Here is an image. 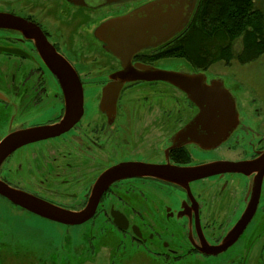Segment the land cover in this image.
Instances as JSON below:
<instances>
[{
  "label": "flooded vegetation",
  "instance_id": "obj_1",
  "mask_svg": "<svg viewBox=\"0 0 264 264\" xmlns=\"http://www.w3.org/2000/svg\"><path fill=\"white\" fill-rule=\"evenodd\" d=\"M8 1L10 5L0 3V14L11 19L9 27H0V142L9 135L76 117L62 124L55 135L16 146L0 163L2 183L77 212L88 205L103 174L118 164H205L194 161L188 149L202 146L177 141L185 126L168 134L162 147L163 128L179 119V87L169 84L174 96H170L172 105L166 106L159 83L168 81L131 77L156 69L161 59L188 62L161 54L176 48L177 38L190 26L198 0H178L186 14L195 2L189 20L180 32L157 43L149 37L141 42L130 35L124 30L128 26L124 19L148 17L146 11H158L172 0ZM59 63L69 66V77L60 74ZM176 70L203 72L186 67ZM81 95L79 115L75 114L78 102L71 100ZM239 124L238 118L229 136L241 131ZM256 135L251 152L235 161L255 159L264 150V133ZM236 176L247 181L242 201L237 203L233 201L237 189L232 186ZM256 176V172L225 171L174 181L132 173L103 189L92 217L84 223L60 224H94L96 229L88 235L99 234L108 240L104 244L111 249L109 264H250L260 240L264 252V173L260 183L255 182ZM203 180L210 181L208 186L219 184V188L197 192L193 184ZM251 201L255 212L237 240L218 254L207 253L210 246L225 242L241 218L248 216L243 217ZM228 207L234 211L231 215ZM18 208L30 212L0 193V264H50L51 258L64 257L61 246L51 252L48 246L34 243L32 235L27 241L18 239ZM116 216L118 220L122 217L125 227L118 225Z\"/></svg>",
  "mask_w": 264,
  "mask_h": 264
},
{
  "label": "water",
  "instance_id": "obj_2",
  "mask_svg": "<svg viewBox=\"0 0 264 264\" xmlns=\"http://www.w3.org/2000/svg\"><path fill=\"white\" fill-rule=\"evenodd\" d=\"M177 3L178 0H172L169 2L170 5L176 4V13L174 15L171 16L170 14H167L163 17L161 16L154 22L152 21V14H155V10L146 11L150 18L137 16L136 18L124 19L128 24V26L126 25L124 27V30H129L130 35L136 37L141 42L146 40L147 37L154 39L156 43L162 42L171 35L180 32L186 26L195 4L194 2L191 9L188 11V14H186L183 10L184 6ZM148 19L151 20L148 21ZM10 24V16L7 14H0V27H9ZM140 46H147V44H140ZM117 53H119V51H117ZM56 68L60 74L63 73L66 77L71 75L69 66L59 63ZM131 77L144 80L168 81L184 90L188 97L199 107V112L195 115L192 121L178 132L177 141L181 140L184 142L190 140L202 147L213 148L229 136L230 132L238 122L239 116L236 112L234 97L221 83L216 84L215 81L207 83L205 75L201 72L189 73L156 68L152 71H147L143 75H134ZM71 101L78 102V105L75 108V114L79 113L80 115V109L82 108L83 102L82 95L81 97L78 96L76 99L73 98ZM74 117H76V115ZM73 118L67 116L66 120H63L58 125L30 129L24 133L7 136L0 142V163L16 146L33 139L55 135L61 131L63 127L62 124L72 122ZM225 171L243 172L246 174L256 172L257 176L255 182L260 183L262 174L264 173V150L260 152L259 156L252 160L215 161L191 167H157L149 166L147 164L142 165L133 163L118 164L103 174L102 178L95 186L93 191L94 195L90 198L88 205L82 211L77 212L67 210L61 206L52 204L23 191L21 192L13 189L1 181L0 193L8 197L15 204H18L41 217L63 224L76 225L84 223L92 217L100 193L110 182L120 177L131 175L132 173H147L161 175L164 178L174 181H180L195 180ZM254 212L255 202L251 201L243 215V217L247 214L248 216L246 218H241L237 225L229 232L225 238V242L221 245L210 246L207 253L218 254L230 247L243 232ZM120 218L122 219V217ZM120 218L118 220L116 216L115 221L120 227H125L124 224L120 222Z\"/></svg>",
  "mask_w": 264,
  "mask_h": 264
},
{
  "label": "rangeland",
  "instance_id": "obj_3",
  "mask_svg": "<svg viewBox=\"0 0 264 264\" xmlns=\"http://www.w3.org/2000/svg\"><path fill=\"white\" fill-rule=\"evenodd\" d=\"M200 1L201 0H198L190 26L175 42L178 44L182 41H187L190 48L188 51L192 57L195 56L192 51L193 46L197 44L196 41L200 38L198 37V33H200L199 27L197 26L198 22L193 18L199 8ZM255 2L257 7L264 10L261 0H256ZM0 3L10 5L8 0H0ZM175 13L176 4L162 7L160 10L156 11L154 15L152 14V21L154 22L159 17H163L167 14L172 16ZM150 20L151 19H148V21ZM85 38L86 36H84V39ZM263 41L264 38L262 39V42ZM90 47L89 53H92V46ZM242 47V36H239L232 42L234 56L229 62H226L224 59H215L212 63L206 65L209 56H203L201 53H199V56L196 55V59H199L201 66L180 58L161 59L157 62L156 68L159 69L180 71L176 69H183L186 67L189 70L203 71L202 73L205 75L207 83L211 81H215L216 84L221 83L223 87L231 93L235 99V104H237L236 112L239 116V128H241V131L231 134L213 148L204 149L196 145L188 146L194 161H204L205 163L212 161H235V159L245 157L246 154L251 152L252 146L258 138L256 133H264V53L254 60L242 63L238 59V54L242 51ZM201 56L203 57L201 58ZM159 84H161L163 89V102H166V106H171L172 102L170 96H174L172 92L173 87L169 85L170 82L167 84ZM176 98L179 119H177V124L171 123L172 125L163 128L161 137L162 147L166 145L165 141L168 134L182 126H186L191 116L198 113L197 106L190 101L186 96V92L181 88H177ZM253 101H255L256 104H254ZM189 106H191V110ZM256 106L259 109H257ZM162 121L163 123L167 121L165 116L162 117ZM238 178H240V181H237ZM209 182L210 181L205 180L200 181L199 183L193 184V188L197 192L208 191L210 188H219V184L208 186L210 184ZM233 183V188L237 189L236 194L233 192V201L237 203L239 199L242 201V190H245L247 181L243 176H236ZM227 211L228 214L230 213L229 215L234 212L230 207L227 208ZM15 213H17L15 224L18 239L27 241L29 239L28 236L32 235L34 243L39 245L44 244V247L48 246L51 252L54 251V247L56 246H61L63 248L65 253L64 257L59 254V256L54 257L56 259L51 258L50 264H109L108 257L111 249L107 244H104V242L108 240L104 237L101 238L99 234H97L96 237L88 235L94 228V224L65 226L37 214L26 211L21 212L20 208H18ZM94 229H96V227ZM111 238L113 240V237ZM261 241L262 240L257 243L258 246L254 249L255 251L251 253L254 261L250 264H264V252L260 250L259 247V245L262 244ZM92 244H94V246H92ZM90 247L92 250L89 249ZM132 251L133 249H130V255ZM34 259L36 260L37 258L34 257Z\"/></svg>",
  "mask_w": 264,
  "mask_h": 264
},
{
  "label": "trees",
  "instance_id": "obj_4",
  "mask_svg": "<svg viewBox=\"0 0 264 264\" xmlns=\"http://www.w3.org/2000/svg\"><path fill=\"white\" fill-rule=\"evenodd\" d=\"M255 1L201 0L196 16L193 17L198 22L200 32V38L192 50L195 56L189 54L187 41L178 43L175 49L161 56L183 57L198 66H201L199 59H196L199 53L209 56L206 65L215 59L229 62L234 56L232 42L242 36L243 47L238 59L242 63L256 59L264 53V10L257 7ZM261 3L264 7V0Z\"/></svg>",
  "mask_w": 264,
  "mask_h": 264
}]
</instances>
